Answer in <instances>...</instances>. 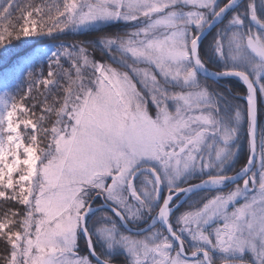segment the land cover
<instances>
[{
	"label": "snow or ice",
	"instance_id": "snow-or-ice-1",
	"mask_svg": "<svg viewBox=\"0 0 264 264\" xmlns=\"http://www.w3.org/2000/svg\"><path fill=\"white\" fill-rule=\"evenodd\" d=\"M15 7L0 0V19ZM22 16L0 48L14 31L53 44L47 76L0 96V198L22 209L0 220L4 264H264V0H45ZM227 77L246 106L210 83Z\"/></svg>",
	"mask_w": 264,
	"mask_h": 264
},
{
	"label": "trees",
	"instance_id": "trees-1",
	"mask_svg": "<svg viewBox=\"0 0 264 264\" xmlns=\"http://www.w3.org/2000/svg\"><path fill=\"white\" fill-rule=\"evenodd\" d=\"M28 3H31L32 6L35 7L36 5L44 4L45 0H16L17 7L13 8L12 15L7 20L0 19V30L3 29V26L5 24H10V25H14L16 30L19 31L23 27V24H24V20L22 16V9H24V6ZM115 26L108 29V31L116 32L117 29L115 28ZM124 31H125L124 27L122 26L120 28V32H116V33H123ZM214 32H215V29L212 31L211 34H209L206 37L205 43H207L208 41L212 39ZM15 36H16L15 31L13 32L12 37H8L6 35L5 43L8 44L9 47L7 49L0 48V72L2 73L6 67L12 66L13 64L15 66H19V60L24 57L29 56L30 54H33L32 57H35V59L33 60L32 63H28L24 70H20L18 73L14 74L12 76L13 78L3 88L2 95L5 96L9 104H11L12 98H14L15 101L17 102H20L21 97L25 96V93L28 91L30 85L32 84V80L38 77L41 72H43L44 76H47V72H48L47 58L45 57V55H42L41 51H37L35 53L34 51L36 47L52 46L53 44V42L50 41L46 37H23L21 36L20 39L17 40ZM59 39L67 40L68 42H73V41H79V40L85 39V36L81 34H67V35H61ZM96 55L97 57H99L100 54L97 52ZM107 62L109 61L107 60ZM114 65L117 66V64H114ZM29 72L32 73V78L29 77ZM210 83H212L213 87H218L219 89H225V88H221L213 81H210ZM230 89L234 90L233 88H230ZM43 91L44 90L42 87L39 90H37L36 88H33L32 96L42 100L43 95H41V93ZM235 92H238V91H235ZM48 99H49V103H52V99H53L52 95H49ZM237 102L245 106V103L241 99H238ZM23 103L27 107L31 108L33 104V100L25 99ZM32 111L34 112V116H27V117H22V118H31L35 121L41 115V108L36 107L32 109ZM54 119H55L54 116L50 117V119L46 121L43 126L46 128H50L51 121ZM20 130L23 133V126H21ZM27 142H28L27 138L25 137V143ZM46 144H47V140L44 139L43 143L40 146L44 147L46 146ZM247 152L248 150L246 148V142H245V144L243 145L241 149L238 163L235 165L236 168H239L243 165L247 157ZM0 190H3V189L0 188ZM206 194L210 196L212 193L207 192V190H202V191H197L191 194L189 198L187 199V201L184 202L182 207L184 209H187L189 206V203L197 200L200 197H204ZM9 195H10V191H9ZM17 209H21V206L18 205L16 202L11 201V200H5L4 198H0V220L4 218V215L6 212H10V210L14 211ZM104 211L107 212L108 210H104ZM97 214L101 215L103 213H97ZM82 241L83 240H80L79 242L80 253L85 254L86 249ZM4 247L5 246L3 242H0V253L4 252ZM115 262L117 263L123 262V258L119 257L116 259ZM0 264H4V261L2 258H0Z\"/></svg>",
	"mask_w": 264,
	"mask_h": 264
},
{
	"label": "rangeland",
	"instance_id": "rangeland-1",
	"mask_svg": "<svg viewBox=\"0 0 264 264\" xmlns=\"http://www.w3.org/2000/svg\"><path fill=\"white\" fill-rule=\"evenodd\" d=\"M124 27V30L126 31V30H128V29H126L125 28V26H124V24H123V22H121V23H119V24H117L116 26H115V28L117 29L116 30V32H120V28L121 27ZM52 46H44V47H41V48H35V51H34V53L35 52H37V51H41L42 53H43V51L44 50H46V49H48V48H51ZM29 57H32V56H29ZM29 57H27V58H29ZM46 57V56H45ZM27 58H24V59H22V60H20V65H19V67L17 68L18 70H21V69H24L25 67H26V64H28V62H27ZM109 62H107V63H109V64H111L113 67H117V68H119L120 66L119 65H114V63H111L112 61L111 60H108ZM15 67H13L12 68V70L14 69ZM11 70V69H10ZM10 70H7V72H6V74L10 77L11 76V74L13 73V71H11L10 72ZM121 70H123V69H121ZM10 72V73H9ZM4 80H5V78L4 77H0V96H3L2 95V86H3V83H4ZM261 100L263 101L262 102V104L261 105H258V108L259 109H261V111H260V115H259V117H258V127L259 128H264V98H261ZM0 107H2V105H0ZM245 144V143H244ZM243 144V145H244ZM246 148H247V144H246ZM247 150H248V148H247ZM21 155H22V158H23V154H22V149H21ZM14 178H15V174H14ZM213 194H215V193H212L211 195H213ZM207 195V194H206ZM207 196H209V195H207ZM241 203H243V201H241Z\"/></svg>",
	"mask_w": 264,
	"mask_h": 264
},
{
	"label": "flooded vegetation",
	"instance_id": "flooded-vegetation-1",
	"mask_svg": "<svg viewBox=\"0 0 264 264\" xmlns=\"http://www.w3.org/2000/svg\"><path fill=\"white\" fill-rule=\"evenodd\" d=\"M216 84L218 86H220L221 88H233L235 91H238L237 93H241V96H242L243 92L246 91V89H245L244 85L242 84V82L238 78H236V77H233L232 79H220L218 82H216ZM262 102L263 101L261 100V98H259L258 99V105H261ZM260 111H261V109H259V111H258V116L260 115ZM189 183H190V181H189ZM181 186H183V185H181ZM233 187H234V185H228L227 187H225L223 189V191L225 193H227ZM165 191H167V190H165ZM184 210H186V209H184L183 207L180 209L181 212H183ZM177 214H179V213H177ZM188 251H191V248L190 247L188 248Z\"/></svg>",
	"mask_w": 264,
	"mask_h": 264
},
{
	"label": "water",
	"instance_id": "water-1",
	"mask_svg": "<svg viewBox=\"0 0 264 264\" xmlns=\"http://www.w3.org/2000/svg\"><path fill=\"white\" fill-rule=\"evenodd\" d=\"M213 80H215V78H213ZM198 183V182H197Z\"/></svg>",
	"mask_w": 264,
	"mask_h": 264
}]
</instances>
